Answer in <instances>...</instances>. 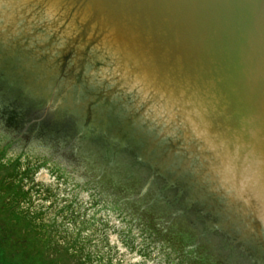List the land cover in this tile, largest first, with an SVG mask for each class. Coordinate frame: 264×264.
Segmentation results:
<instances>
[{
	"label": "water",
	"instance_id": "obj_1",
	"mask_svg": "<svg viewBox=\"0 0 264 264\" xmlns=\"http://www.w3.org/2000/svg\"><path fill=\"white\" fill-rule=\"evenodd\" d=\"M0 151L76 264H264V0H0Z\"/></svg>",
	"mask_w": 264,
	"mask_h": 264
},
{
	"label": "rangeland",
	"instance_id": "obj_2",
	"mask_svg": "<svg viewBox=\"0 0 264 264\" xmlns=\"http://www.w3.org/2000/svg\"><path fill=\"white\" fill-rule=\"evenodd\" d=\"M34 173H39V169H34V161L25 163V158L6 160L0 151V228L4 237L11 238L7 243L14 244L16 239H21L29 244L25 243L28 247H35L37 264H50L47 259L60 258V255L76 264V255H71L74 249L71 243L57 241L61 233L59 226L42 228L45 212L34 217L36 206L26 209L27 203L34 205V192L11 187V180L24 183L34 179ZM19 229L22 234L18 233ZM1 255L4 259L12 258L10 250ZM0 264L5 263L0 259Z\"/></svg>",
	"mask_w": 264,
	"mask_h": 264
},
{
	"label": "trees",
	"instance_id": "obj_3",
	"mask_svg": "<svg viewBox=\"0 0 264 264\" xmlns=\"http://www.w3.org/2000/svg\"><path fill=\"white\" fill-rule=\"evenodd\" d=\"M27 242H14V245L9 244L8 246H3L0 242V259L5 264H37V260L35 258V247L31 248L28 247L26 244ZM29 245V244H28ZM34 245V244H32ZM14 247V248H13ZM10 250L12 253V258L4 259L1 253L3 251ZM15 254H14V253ZM51 264H66L62 255L60 258L49 259Z\"/></svg>",
	"mask_w": 264,
	"mask_h": 264
}]
</instances>
